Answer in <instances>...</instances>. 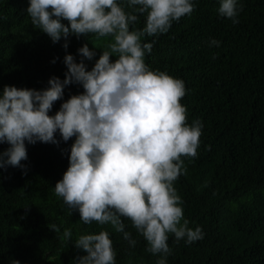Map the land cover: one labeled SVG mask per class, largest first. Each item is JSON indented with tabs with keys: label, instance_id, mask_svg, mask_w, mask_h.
<instances>
[{
	"label": "trees",
	"instance_id": "obj_1",
	"mask_svg": "<svg viewBox=\"0 0 264 264\" xmlns=\"http://www.w3.org/2000/svg\"><path fill=\"white\" fill-rule=\"evenodd\" d=\"M191 2L192 13L174 21L167 33L142 38V43L155 40L146 65L184 82L180 103L187 123L202 124L197 155L181 157L186 173L173 186L189 227H199L203 239L187 244L169 234L166 264H264V0H237L242 10L236 24L218 15L221 0ZM118 3L132 11L127 0ZM28 6L29 0H0V96L5 86L42 91L51 77L62 81L65 55L78 63L85 43L95 51L84 61L90 71L112 42L95 34L69 36L65 50L63 38L53 44L32 24ZM145 18L134 27L143 29ZM211 40L219 47L210 46ZM82 93L78 84L66 86L48 114ZM55 139L56 144L25 142L26 174L18 167L0 168V264H78L87 253L75 248V241L102 230L112 240L115 264H157L162 254L147 251L130 220L122 218L134 246L111 225H85L55 194L75 137L64 142L57 131ZM8 147L0 143V154ZM53 224L58 232L50 230ZM65 229L71 231L68 240Z\"/></svg>",
	"mask_w": 264,
	"mask_h": 264
},
{
	"label": "clouds",
	"instance_id": "obj_2",
	"mask_svg": "<svg viewBox=\"0 0 264 264\" xmlns=\"http://www.w3.org/2000/svg\"><path fill=\"white\" fill-rule=\"evenodd\" d=\"M127 4L132 11L126 12L118 0H29L27 15L53 44L63 38L67 50L69 36L89 34L111 37L112 42L90 71L84 61L92 60L95 51L88 43L78 49V63L65 55L64 79L51 77L46 90L3 88L0 143L9 147L0 154V168L18 167L26 174L21 165L27 159L25 142L56 144L57 131L64 142L75 137L55 194L78 211L85 225H111L134 246L122 218L130 220L147 242V251L162 254L157 264H166L169 234L187 244L203 239L199 227H189L173 186L186 173L181 157L197 155L202 124L187 123V109L180 103L186 94L184 82L146 65L145 54L151 53L155 40L142 43V38L167 33L174 21L192 13L194 5L191 0ZM241 10L237 0H221L218 15L236 24ZM141 15L146 16L145 26L136 29ZM219 44L210 41V46ZM71 84L82 86L83 93L71 96L50 116L53 104ZM50 230L59 228L53 224ZM63 237L68 240L71 231L65 229ZM74 247L87 253L77 258L78 264H115L106 230L80 236Z\"/></svg>",
	"mask_w": 264,
	"mask_h": 264
},
{
	"label": "bare ground",
	"instance_id": "obj_3",
	"mask_svg": "<svg viewBox=\"0 0 264 264\" xmlns=\"http://www.w3.org/2000/svg\"><path fill=\"white\" fill-rule=\"evenodd\" d=\"M105 40V39H104Z\"/></svg>",
	"mask_w": 264,
	"mask_h": 264
}]
</instances>
